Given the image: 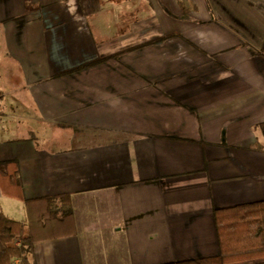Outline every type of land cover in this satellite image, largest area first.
Returning <instances> with one entry per match:
<instances>
[{"label": "crops", "instance_id": "obj_1", "mask_svg": "<svg viewBox=\"0 0 264 264\" xmlns=\"http://www.w3.org/2000/svg\"><path fill=\"white\" fill-rule=\"evenodd\" d=\"M263 201L264 0H0V211L31 264L217 256L215 211Z\"/></svg>", "mask_w": 264, "mask_h": 264}, {"label": "trees", "instance_id": "obj_2", "mask_svg": "<svg viewBox=\"0 0 264 264\" xmlns=\"http://www.w3.org/2000/svg\"><path fill=\"white\" fill-rule=\"evenodd\" d=\"M50 207L40 211L35 222L47 220L67 222L73 217L70 196L46 199ZM61 203L60 207L56 203ZM219 242V254L213 257L185 260L172 264H230L247 260H263L264 264V201L240 205L214 214ZM51 223V224H52ZM32 224V223H31ZM42 227V226H41ZM40 231L27 229L25 223L7 217L0 211V264H31L28 255Z\"/></svg>", "mask_w": 264, "mask_h": 264}, {"label": "rangeland", "instance_id": "obj_3", "mask_svg": "<svg viewBox=\"0 0 264 264\" xmlns=\"http://www.w3.org/2000/svg\"><path fill=\"white\" fill-rule=\"evenodd\" d=\"M34 222H38V221H36V218L33 220ZM52 221L49 223L50 225L48 226V228H47V231L46 232H48L50 229H51V227H52Z\"/></svg>", "mask_w": 264, "mask_h": 264}, {"label": "built area", "instance_id": "obj_4", "mask_svg": "<svg viewBox=\"0 0 264 264\" xmlns=\"http://www.w3.org/2000/svg\"><path fill=\"white\" fill-rule=\"evenodd\" d=\"M17 264H19V262H17Z\"/></svg>", "mask_w": 264, "mask_h": 264}]
</instances>
